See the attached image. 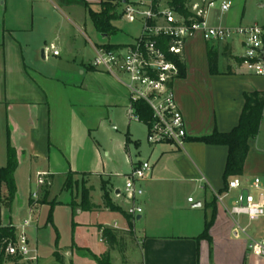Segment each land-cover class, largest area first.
I'll list each match as a JSON object with an SVG mask.
<instances>
[{"label":"crops","instance_id":"crops-1","mask_svg":"<svg viewBox=\"0 0 264 264\" xmlns=\"http://www.w3.org/2000/svg\"><path fill=\"white\" fill-rule=\"evenodd\" d=\"M67 1L65 4L61 0H0V168L6 163L7 143L17 155L14 173L16 194L10 206L5 201L6 189L0 186V227H13L18 234L22 224L30 219L24 232L32 231L27 238L38 258L40 248L52 244L51 255L57 250L63 260L72 261L68 251L73 247L74 235L71 245L63 242L59 227L61 219L62 225H68L66 231L69 229L71 235L76 225L86 232L96 230L101 245L103 241L107 242L102 236L104 229L114 235L116 242L119 232L129 233L131 230L138 242L137 258L132 261H136L135 264H264V259L247 253L245 238L235 240L231 237L233 220L225 207L229 206L236 193L230 194L224 207L216 201V196L223 193L227 149L195 141L215 132L229 133L235 128L244 105V95L264 93V77L254 76L240 66L238 60L242 53L235 54V42L213 44L204 42L198 35L190 38L183 53L184 75L174 84L175 101L188 135L184 150L164 144L150 146L144 159L139 151L132 157L126 146L125 169H119L109 160V152L98 140L105 116L93 114L85 98L90 92L84 77L94 75L97 84L105 87L100 107L114 108L122 114L127 110L129 94L126 88L115 78L90 67L93 48L109 43H88L82 32L84 28L73 24L77 33L85 38L84 49H78L76 54L58 49L55 46L57 36L49 41L48 47L47 35L40 36L42 39L36 48L31 46L30 37L41 33L44 23L47 30L50 22L55 23L53 26L57 29L58 19L81 22L76 10H86L79 2L84 1L90 7L99 3V0ZM225 1L234 3V0ZM260 1L264 7V0ZM225 17L226 13L219 15L214 12L212 23L225 27L249 26L242 25L241 20L227 23ZM87 44L90 49H86ZM50 47L57 50V56L51 55ZM209 47L222 49L221 52L217 50V75L209 73ZM39 50L44 51V59L36 56ZM224 55L230 61L227 72L221 69L220 57ZM263 124L264 117L257 137L247 143L243 181L264 178ZM109 126L116 132L122 130L118 123L109 122ZM129 127L128 123V131ZM128 136L126 133L130 143ZM134 147L138 149L139 145L134 142ZM143 162L149 164L150 171L139 183L143 194L136 204L142 209V214L129 221L121 212H110L104 208L101 187L106 183L112 205L126 214L128 203L114 182L117 178L125 181L131 169ZM40 173L53 177L48 198L57 179L61 181L58 189H62L67 173L87 177L91 182V210L72 209L69 206L70 194L67 193L69 199L62 200L60 196L66 192H58V197L52 195L51 201L55 199L61 205L52 210V225H46L49 206L31 200L32 193L41 192L36 185V175ZM33 181L34 187H31ZM96 181L99 194L98 201L93 202ZM261 188L264 189L263 182ZM188 199H192V203H188ZM211 203L215 209L214 220L203 237ZM197 204L200 207L195 208ZM100 214H111L112 224L100 223ZM74 215L79 219L77 224L73 222ZM129 222L132 228H129ZM242 224L247 225V222ZM251 227L248 235L253 238L262 235L263 222L251 223L247 231ZM54 230L57 248L54 246Z\"/></svg>","mask_w":264,"mask_h":264},{"label":"built area","instance_id":"built-area-1","mask_svg":"<svg viewBox=\"0 0 264 264\" xmlns=\"http://www.w3.org/2000/svg\"><path fill=\"white\" fill-rule=\"evenodd\" d=\"M163 4L153 7L150 0L127 2L122 5L121 17L129 24H138L139 33L129 44L107 50L93 48L94 58L90 67L107 74L120 82L128 91L129 104L126 114L129 121L139 122L134 105L143 103L151 117L146 126V141L149 145H168L184 150L187 131L183 116L176 104L174 84L179 79L177 63H183V53L187 41L198 35L206 43L227 44L237 41L242 55L240 66L248 73L264 77V25L225 27L212 23V15L227 13L231 4L225 0H186V17L178 15ZM166 40V42L164 41ZM52 56L58 52L50 47ZM140 123V122H139ZM143 124V123H142ZM150 171L147 162L133 167L125 177L123 189L128 203L126 214L134 220L142 214L136 201L143 191L139 183ZM47 175H36V185L45 184ZM257 192L254 197L251 192ZM235 192L225 211L233 220L231 237L235 240L245 238L247 253L255 258L264 259V231L258 238L248 235V227L254 222L264 223V191L258 178L243 181L241 177L232 178L226 190L216 196L217 203L224 207V200ZM37 193L31 194L36 199ZM192 203V199L187 200ZM245 219L247 225L242 224ZM30 219L22 224L21 231L14 240L3 242L5 259H16L15 264H28L35 261L37 251L31 248L24 229ZM14 264V263H7Z\"/></svg>","mask_w":264,"mask_h":264},{"label":"rangeland","instance_id":"rangeland-1","mask_svg":"<svg viewBox=\"0 0 264 264\" xmlns=\"http://www.w3.org/2000/svg\"><path fill=\"white\" fill-rule=\"evenodd\" d=\"M136 1L139 0H129V2H136ZM262 6L263 4L261 3L260 0H234V3L231 4L229 11L226 13V17H225L226 21L227 23L233 24L241 20L242 25L244 24L262 25L264 24V7ZM162 7H164V5ZM91 10L94 12L98 11V5H92ZM121 10L122 9H120V11ZM62 12L64 13L63 10ZM76 12L78 14V17L82 20L81 22L71 23L68 20L58 19V21L56 22L57 29H55L53 26V24L55 23L50 22L49 23L50 28L47 30H45L46 23H44V27L42 28L41 33L30 37L32 49L36 48L37 44L42 39L40 37L41 35L48 36L46 40L47 47L49 46V41L52 38L56 36L59 37L55 46H58V49H63L64 53L69 52L71 55H74L76 54L78 49H84L85 38L86 40H88V43L92 45L99 43L129 44L136 38V36L139 33L138 24L136 23L129 24L122 17H118L112 21V26L117 31L116 34L113 36H109L107 38H103L99 33L96 32V30L92 26L87 11L84 12L83 10L79 9L76 10ZM231 14H234V16H231ZM73 24L79 25L84 28L82 29V32L85 38L77 33V31L72 26ZM234 46H235L234 49L235 54L237 55L241 54L242 50L238 47L237 41H235ZM86 49H90L88 44ZM217 50L219 51L220 49ZM221 50L219 52H221ZM40 52L41 50H39V53L36 55L39 59H41ZM87 53L89 54V52ZM88 54H86V58H88L87 57ZM62 55L65 57L64 54ZM220 61H221L222 71L227 72L226 67L230 61L227 60V57H225V55L220 57ZM95 77L96 76L89 74L84 77V80L87 84L86 86L88 88V91L90 92V95L85 97L86 101H88L89 103L90 111L93 114L96 115L102 114L105 116V119L103 120L102 128L98 133V140L100 141L101 144L104 145L105 151L109 152L110 154L109 160H112L117 168L125 169L124 164L127 159L126 146L132 157L137 151H139L140 156L146 159L147 157L146 154L147 152L149 153L151 146L146 141L147 129L146 126L142 123L136 121H129L126 114V110L122 114L121 112H119V110L114 108L106 109L100 107V103L103 101V97L105 94V87L98 85ZM109 122L118 123L119 126H122V130L120 129V131L116 132L109 126ZM128 123L130 124L129 131L126 129ZM126 133H129L128 137L131 138L130 143L126 139ZM261 140L264 141V124H263V132L261 135ZM134 142L139 145L138 149L134 147ZM258 179L264 183L263 177L262 178L259 177ZM72 181L76 182L77 186L76 188H72L70 192L71 194L70 202L72 204H76L79 202L80 190L81 189L89 190L90 188L89 185L91 184V182L87 177H83V176L82 177L73 176ZM60 182L61 181L58 179L55 181L54 189L52 188V191L49 192L50 196L48 198V201H51L52 195H56L58 192L62 193V189L61 188L58 189ZM94 184L96 186V190L95 192L92 193V199L93 202H96L98 201L97 196L99 194V190H98L97 181L94 182ZM114 184L115 187L118 188L121 192L123 191L125 184L123 178L115 179ZM31 187H34V181L32 182ZM233 194H235V192H233ZM251 194L254 197H257V192L252 191ZM57 197L58 195L55 196V198ZM60 198L62 200H65V199H69V196L67 193H64L62 194V196H60ZM31 200L32 202L36 200L40 201L41 192L40 191L37 192L36 199H31ZM226 201H228V199H225L223 201L224 204L226 203ZM123 207L125 208L124 204ZM73 220H74L73 222L77 224L79 219L77 218L76 215H74ZM98 220L100 223L112 224L113 216L111 214H100V218ZM242 220L243 223L246 222L245 219ZM67 226L68 225L66 224L62 225V220L61 219L59 220V227L62 233V238L64 240L63 242L65 244L68 243L71 245L74 235L73 247H71L68 251V256L72 258L73 262L64 259V264H135L136 261L134 263L132 261L136 260L137 258L135 256L136 253L138 252V242L136 238H134L135 236L132 231H130L129 233L119 232L116 235L118 236V242L115 241V243L112 245H110L107 242L105 243L104 241L102 242L103 245H101L98 242L99 238L97 236L96 230L86 232L84 230H80L79 227L76 225L73 226V233L71 235L69 229L66 231ZM251 231H252V227L249 229L248 232L250 233ZM25 234L26 236L27 234L28 236H31L32 231L27 230V232L25 231ZM51 245L41 247L39 253L40 258H38L37 256L35 261H31L28 264H55L51 256V250H52ZM80 258H84V259H80Z\"/></svg>","mask_w":264,"mask_h":264},{"label":"trees","instance_id":"trees-1","mask_svg":"<svg viewBox=\"0 0 264 264\" xmlns=\"http://www.w3.org/2000/svg\"><path fill=\"white\" fill-rule=\"evenodd\" d=\"M63 3H67V0H61ZM129 0H99L98 11L94 12L91 10L89 4L84 1L79 2V4L88 12L90 22L97 33L101 36L107 38L116 34V29L112 26V21L118 17H121L120 9L122 5L127 3ZM153 7H158V5L163 4L164 6L173 9L178 15L186 17L188 15L185 8L186 0H150ZM166 42V40H164ZM104 49L112 50L119 48L116 44H105L101 46ZM218 52L217 49L209 47L207 49V62L209 67V73L211 75L218 74ZM236 59V58H234ZM238 60V59H237ZM240 63V60H238ZM179 68V78L184 75L183 63H177ZM135 113L138 116L140 123H147L150 120V111L146 108L143 103H137L134 105ZM264 117V93L253 92L244 95V105L239 117L238 124L229 133H213L210 136L195 139L196 142L202 143L208 146H222L227 149V156L225 161V167L223 172V190L224 192L227 187V183L230 179L241 177L243 173V166L248 154V141L254 140L259 132L260 123ZM17 168V155L16 151L7 143L6 147V163L5 166L0 168V186L3 185L7 192V197L5 199L8 206L11 205L16 194V187L14 182V173ZM73 173H67L64 176V182L62 184V191L69 193L72 188H76L77 183L72 181ZM45 184L40 187L42 192V197L40 201H37L40 205H48L49 213L46 219V225H52V210L55 206L61 205V203L52 200L47 201L48 189L52 183V176L45 177ZM106 183H102V202L104 208L110 212H121L129 221L131 217L122 212L119 208L112 205L108 193L106 192ZM89 190H80V200L79 204L70 203L69 206L74 208H79L81 211H90L92 206L89 198ZM71 195V194H70ZM210 218L204 224L203 234L205 236L210 229L215 215V209L213 203L209 205ZM129 228H132L129 222ZM55 231V230H54ZM131 231V230H130ZM56 233V231H55ZM102 236L106 241L112 245L115 243L114 235L108 231L103 230ZM15 229L13 227H0V264L6 263H16L17 260L5 259L3 255V242L6 240H14ZM57 233L54 242L55 248H57ZM52 258L55 264H64L63 257L59 254L57 250L52 253Z\"/></svg>","mask_w":264,"mask_h":264},{"label":"water","instance_id":"water-1","mask_svg":"<svg viewBox=\"0 0 264 264\" xmlns=\"http://www.w3.org/2000/svg\"><path fill=\"white\" fill-rule=\"evenodd\" d=\"M40 56H41V59H44V51L43 50L40 52ZM260 60L264 62V50L262 51V57ZM198 207H200V204L195 205V208H198Z\"/></svg>","mask_w":264,"mask_h":264}]
</instances>
